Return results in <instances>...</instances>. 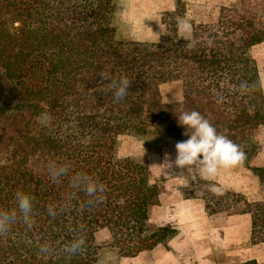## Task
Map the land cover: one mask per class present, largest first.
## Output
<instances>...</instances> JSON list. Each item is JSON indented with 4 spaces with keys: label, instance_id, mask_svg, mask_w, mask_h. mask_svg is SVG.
Masks as SVG:
<instances>
[{
    "label": "trees",
    "instance_id": "1",
    "mask_svg": "<svg viewBox=\"0 0 264 264\" xmlns=\"http://www.w3.org/2000/svg\"><path fill=\"white\" fill-rule=\"evenodd\" d=\"M116 6L117 0H0V210L16 207L17 191L34 197L32 227L18 216L0 235V264H100L105 250L133 258L174 239L176 229L149 221L160 183L145 160L121 157L119 149L130 135L186 140L176 117L184 111H198L238 144L247 157L239 166L264 188V166H251L261 149L264 93L239 89L241 81H261L252 50L264 43V0H234L201 23L187 19L178 0L165 32L143 41L117 37ZM177 17L191 22L188 36ZM191 39L198 41L194 49L187 47ZM121 74L132 84L115 102L109 86ZM168 82L182 84L181 103L163 101L160 86ZM53 163L68 166L56 182ZM77 173L106 186L102 202L71 186ZM189 176L187 198L203 200L210 214H249L252 244L264 243V200L216 193L192 170ZM101 231L104 243L97 240ZM77 236L84 250L66 252Z\"/></svg>",
    "mask_w": 264,
    "mask_h": 264
},
{
    "label": "rangeland",
    "instance_id": "2",
    "mask_svg": "<svg viewBox=\"0 0 264 264\" xmlns=\"http://www.w3.org/2000/svg\"><path fill=\"white\" fill-rule=\"evenodd\" d=\"M178 0H117L115 14V28L119 39L123 40H151L156 39L165 32L164 19L173 12ZM187 7L186 17L196 23L207 22L217 16L219 8L228 5L234 0H181ZM182 36H188L180 31ZM260 71L261 81H264V43L252 50ZM162 99L168 104H178L183 101V88L180 82H168L160 86ZM264 93V90H263ZM257 139L261 145L258 156L251 162L252 167L264 166V127L258 133ZM174 139L163 140L150 134L147 136H126L122 139L119 155L131 156L138 160H145L149 166L151 178L159 182L161 190L168 186L170 191L178 189L183 199H188L192 190L189 181L191 170H180L168 167V161L176 158ZM166 157L168 160L166 161ZM204 179V178H202ZM215 187L216 193L230 191L245 195L250 201L264 200V188L259 179L250 169L240 166L221 168L214 179H204ZM107 232L97 234L99 243L107 240ZM100 264H130V258L118 255L116 251L105 250ZM261 264H264L262 262Z\"/></svg>",
    "mask_w": 264,
    "mask_h": 264
},
{
    "label": "crops",
    "instance_id": "3",
    "mask_svg": "<svg viewBox=\"0 0 264 264\" xmlns=\"http://www.w3.org/2000/svg\"><path fill=\"white\" fill-rule=\"evenodd\" d=\"M226 189L230 191L233 186L228 185ZM149 221L155 227L174 228L178 235L166 244H158L130 258V264L264 262V243L252 244V220L249 214H210L203 200L183 199L179 189L178 192L170 191L165 186L161 190L160 203L150 210Z\"/></svg>",
    "mask_w": 264,
    "mask_h": 264
},
{
    "label": "clouds",
    "instance_id": "4",
    "mask_svg": "<svg viewBox=\"0 0 264 264\" xmlns=\"http://www.w3.org/2000/svg\"><path fill=\"white\" fill-rule=\"evenodd\" d=\"M178 29L186 35L190 34L192 24L189 20L177 17ZM183 38V37H182ZM198 41L189 40L187 47L194 49ZM131 82L126 75L121 74L118 79H113L110 88L114 90V101H122L129 93ZM252 87H259L264 90V81L258 85H249L247 81H241L239 89L244 92ZM177 117L179 126L185 129L184 135L188 138L175 144L176 158L174 161H168V167H175L180 170H192L201 178H214L221 168H230L242 165L247 159L242 148L233 142L228 136L217 131L208 119L198 111H184ZM168 158L166 157V161ZM67 165H57L53 163L49 168V176L53 182L60 177L67 175ZM71 186L77 190H82L95 201H103V193L107 191L106 186L98 178L87 173H77L71 178ZM216 191L215 187L211 188ZM34 197L23 191L15 193L16 207L11 210H0V235H5L11 226L17 221L18 216L24 223L31 228L34 220L33 216ZM123 202L122 200L120 201ZM49 215H55L52 208H49ZM83 236H77L70 244L65 246V251L70 254H76L84 250ZM41 252L48 251V245L40 247Z\"/></svg>",
    "mask_w": 264,
    "mask_h": 264
}]
</instances>
